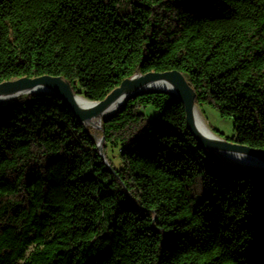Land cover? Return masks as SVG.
<instances>
[{
	"label": "trees",
	"instance_id": "trees-1",
	"mask_svg": "<svg viewBox=\"0 0 264 264\" xmlns=\"http://www.w3.org/2000/svg\"><path fill=\"white\" fill-rule=\"evenodd\" d=\"M168 70L264 149V0H0V83L62 76L99 101ZM101 124L109 165L60 96L0 105V264H264V168L214 157L170 93Z\"/></svg>",
	"mask_w": 264,
	"mask_h": 264
},
{
	"label": "water",
	"instance_id": "water-1",
	"mask_svg": "<svg viewBox=\"0 0 264 264\" xmlns=\"http://www.w3.org/2000/svg\"><path fill=\"white\" fill-rule=\"evenodd\" d=\"M157 79H162L166 83L170 84L173 87V91L170 92L167 88L152 90L170 93L182 99L185 108L188 129L194 136L195 140L200 143L204 149L208 151H232L246 153L251 157L258 158L264 162V149L254 148L237 142H229L228 140L219 136L218 139L213 140L205 136L201 131L196 128L193 118V107L196 104L195 92L187 81V79L185 78V76L179 70L134 74L132 77L124 79L121 84L116 87L111 93H109L103 100L96 101L87 98V100L91 103V106L87 108L77 105V103L75 102V96L77 93L73 90L71 84L62 76H23L17 79L6 80L0 83V95L11 94L26 89L39 87L42 89V92L32 94H56L60 96L67 102V104L69 105L75 116L78 118V120L87 124V122L93 116L101 112L116 98L123 96L127 100L134 93L149 91L141 89H143L151 81ZM101 130L104 131L102 125ZM94 138L99 148L101 156L103 157L106 164L109 165L102 146L104 141V135H101L100 139H98L97 136L94 135ZM249 166L264 168V165L262 164H250Z\"/></svg>",
	"mask_w": 264,
	"mask_h": 264
},
{
	"label": "bare ground",
	"instance_id": "bare-ground-1",
	"mask_svg": "<svg viewBox=\"0 0 264 264\" xmlns=\"http://www.w3.org/2000/svg\"><path fill=\"white\" fill-rule=\"evenodd\" d=\"M161 88H167V89H169L170 92L173 91V87L170 84L163 81L162 79H157V80L151 81L141 90H152V89H161ZM40 92H42V89L39 87H35V88L26 89V90L11 93V94H1L0 95V103L4 102V101L6 102V100H9L11 98H14V97H17V96H20L23 94H32V93H40ZM125 100H126V98L123 96L116 98L109 105H107L101 112H99L97 115L93 116L87 122V124H91L93 126V128L97 134L98 139H100V136H101V135H99V130L101 129V125H102L101 121L103 120V118L106 117L107 115L113 113L114 111H116L124 103ZM75 102L77 103V105H79L81 107L87 108V107L91 106V103L87 100V98L80 93L76 94ZM193 118H194V123H195L196 128L199 131H201L205 136H207L208 138L213 139V140H216L219 138L207 126V123L205 122L197 104H195L193 107ZM225 154L228 157L232 158L234 161H237V162L242 163L244 165H250V164H262V165H264V162L262 160L255 158V157H251L250 155H248L246 153L227 152Z\"/></svg>",
	"mask_w": 264,
	"mask_h": 264
},
{
	"label": "rangeland",
	"instance_id": "rangeland-1",
	"mask_svg": "<svg viewBox=\"0 0 264 264\" xmlns=\"http://www.w3.org/2000/svg\"><path fill=\"white\" fill-rule=\"evenodd\" d=\"M29 94H23L14 98H11L9 100H6V102H1L0 105H5L7 108V103L15 100L17 98L23 97V96H27ZM201 114L205 120V122L207 123V126L211 129L214 130L216 132V135L222 138H230L232 136L235 135V127H234V120L233 118H227V117H222L219 113V111L209 105V104H204L201 107L198 105ZM144 112L149 115V116H153L156 114V112L154 111V108L152 106H148ZM102 122V121H101ZM87 126L89 128H91L93 135L97 136L93 126L91 124H87ZM101 129L99 130V135H101ZM229 142H233L232 140H228ZM211 154L216 157L217 159H220L222 161H225L227 163H229L230 165H244L242 163H239L237 161H234L232 158L228 157L225 153L227 152H232V151H210ZM249 166V165H246ZM30 249H32V247H30Z\"/></svg>",
	"mask_w": 264,
	"mask_h": 264
}]
</instances>
